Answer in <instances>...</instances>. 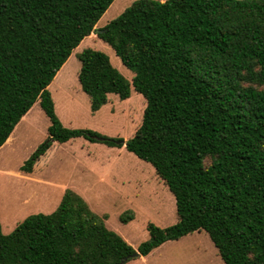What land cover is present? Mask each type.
I'll list each match as a JSON object with an SVG mask.
<instances>
[{
	"label": "trees",
	"instance_id": "1",
	"mask_svg": "<svg viewBox=\"0 0 264 264\" xmlns=\"http://www.w3.org/2000/svg\"><path fill=\"white\" fill-rule=\"evenodd\" d=\"M113 1L0 0V148L38 102L47 138L24 173L54 142L124 146L167 187L177 221L147 224L133 248L67 190L51 213L8 234L0 225V264H126L193 232L208 235L223 264H264V0H135L98 29L131 80L91 48L78 54L77 80L92 112L111 94L142 96L123 143L62 125L48 90Z\"/></svg>",
	"mask_w": 264,
	"mask_h": 264
},
{
	"label": "rangeland",
	"instance_id": "2",
	"mask_svg": "<svg viewBox=\"0 0 264 264\" xmlns=\"http://www.w3.org/2000/svg\"><path fill=\"white\" fill-rule=\"evenodd\" d=\"M134 1L114 0L95 29L103 28ZM86 48L104 52L112 66L131 80L132 72L92 32L73 50L48 87L56 115L67 128L90 130L110 140L119 139L116 142L125 141L139 126L145 101L131 89L128 99L119 100L111 94L106 105L92 112L77 80L78 54ZM48 125L36 102L0 148V225L4 234L10 233L28 215L54 211L67 190L80 196L97 215H105L106 227L133 248L148 238L147 224L162 228L176 223L175 202L167 187L148 163L123 148L82 137L63 144L54 142L32 172L24 173L21 167L46 140ZM124 170L134 173V180L128 184L127 180H122V184L116 180L117 174ZM126 264L223 263L208 235L193 232L167 241L145 258L136 257Z\"/></svg>",
	"mask_w": 264,
	"mask_h": 264
},
{
	"label": "crops",
	"instance_id": "3",
	"mask_svg": "<svg viewBox=\"0 0 264 264\" xmlns=\"http://www.w3.org/2000/svg\"><path fill=\"white\" fill-rule=\"evenodd\" d=\"M122 148L125 149L124 146H122L120 149H122ZM117 175L118 176L116 177V180H118V182H120L121 184H122V182H121L122 180H127V184L130 181H133L134 180V177H133L134 173H133V171H130V170H128V171H126V170L120 171ZM137 185L140 186V184H137ZM145 257L146 256H144V257H138V258L141 259V258H145Z\"/></svg>",
	"mask_w": 264,
	"mask_h": 264
},
{
	"label": "water",
	"instance_id": "4",
	"mask_svg": "<svg viewBox=\"0 0 264 264\" xmlns=\"http://www.w3.org/2000/svg\"><path fill=\"white\" fill-rule=\"evenodd\" d=\"M97 32H100L99 30H97V29H93V33H97ZM124 141H121V143H123ZM134 255H137V254H134Z\"/></svg>",
	"mask_w": 264,
	"mask_h": 264
}]
</instances>
